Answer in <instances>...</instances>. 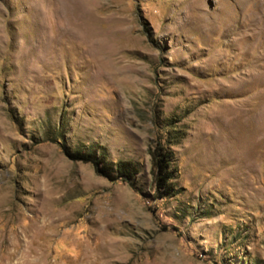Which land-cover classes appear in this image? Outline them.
I'll return each instance as SVG.
<instances>
[{
    "label": "rangeland",
    "instance_id": "374dc122",
    "mask_svg": "<svg viewBox=\"0 0 264 264\" xmlns=\"http://www.w3.org/2000/svg\"><path fill=\"white\" fill-rule=\"evenodd\" d=\"M0 264H264V0H0Z\"/></svg>",
    "mask_w": 264,
    "mask_h": 264
},
{
    "label": "trees",
    "instance_id": "16d2710c",
    "mask_svg": "<svg viewBox=\"0 0 264 264\" xmlns=\"http://www.w3.org/2000/svg\"><path fill=\"white\" fill-rule=\"evenodd\" d=\"M183 132L172 124L167 125V131L158 138L150 151L151 166L153 170V191L155 199L172 196L176 192L173 178L176 167L173 165L172 146L182 137ZM50 138V137H49ZM63 154L72 161L90 164L94 171L109 181H130L139 171L138 165L131 160H118L111 162L104 149L93 148L90 150L71 149L58 139Z\"/></svg>",
    "mask_w": 264,
    "mask_h": 264
}]
</instances>
